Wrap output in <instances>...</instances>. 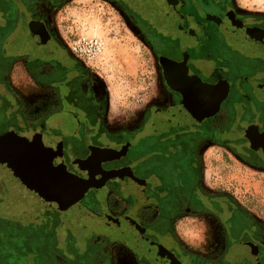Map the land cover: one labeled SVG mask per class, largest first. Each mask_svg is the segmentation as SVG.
I'll return each instance as SVG.
<instances>
[{
	"label": "flooded vegetation",
	"instance_id": "flooded-vegetation-1",
	"mask_svg": "<svg viewBox=\"0 0 264 264\" xmlns=\"http://www.w3.org/2000/svg\"><path fill=\"white\" fill-rule=\"evenodd\" d=\"M65 1L0 0V135L50 127L76 155L115 151L102 165L120 173L66 207V237L33 218L48 213L52 222L54 203L10 198L27 211L25 224L12 223L16 233L38 235L21 242L37 248L26 264H115L116 250L133 264H264L263 210L206 176V152L216 146L264 170V147L246 135L264 130V13L239 0H119L138 12L152 44L160 96L135 122L116 125L104 86L55 23ZM18 64L38 100L29 112L11 80ZM201 216L210 222L209 253L185 238L187 220ZM0 250L4 264L3 242Z\"/></svg>",
	"mask_w": 264,
	"mask_h": 264
},
{
	"label": "rangeland",
	"instance_id": "rangeland-1",
	"mask_svg": "<svg viewBox=\"0 0 264 264\" xmlns=\"http://www.w3.org/2000/svg\"><path fill=\"white\" fill-rule=\"evenodd\" d=\"M238 2L251 11L264 13V0ZM138 15L129 3L125 4L119 0H66L54 10L55 23L64 41L70 50L87 63L99 84L104 86L109 99V120L116 125L135 122L142 116L146 105L160 96L157 59L145 30L134 19ZM11 80L15 84V91L18 90V94L24 95L22 99H27H23L26 112L36 108L38 100L30 91V83L19 64L14 69ZM51 123L57 125L58 122ZM3 137L4 133L0 135V141ZM206 157L207 178L211 177L217 186L236 192L241 201L264 212V170L249 165L236 154L226 152L219 146L208 150ZM7 169L9 168L4 163V174H7ZM9 177L8 186L4 184V198L0 199V243L4 244V264H23V258L18 260V256H5V252L8 248L17 252L25 238L37 241L38 235L34 230L28 235L20 230L16 233L17 228L14 230L12 223L20 220L25 224L27 220L22 213L27 211L23 205L15 204L10 198L20 201L17 198L30 194L41 200L39 208L45 206L43 201L47 202V205H50V202L55 204L56 217L52 222L49 223L51 217L48 213L45 214L48 217L38 212L33 217L39 224H44L43 227L51 228L52 231L47 228L45 234L44 230L40 229L47 240L49 231L57 238L67 236L64 223L67 222V209L63 206L67 207L70 202L61 192L24 180L21 182L16 179L19 182L16 183L13 177L18 175ZM58 218L62 219L63 223ZM190 219L187 220V225H184L185 238L192 241L196 248L209 253L208 217ZM70 238L73 237L68 236L67 239ZM72 240L73 243L76 242V239ZM73 243L68 244L69 249L75 247ZM115 252V264H133L124 250Z\"/></svg>",
	"mask_w": 264,
	"mask_h": 264
},
{
	"label": "water",
	"instance_id": "water-1",
	"mask_svg": "<svg viewBox=\"0 0 264 264\" xmlns=\"http://www.w3.org/2000/svg\"><path fill=\"white\" fill-rule=\"evenodd\" d=\"M246 135L254 145L264 147V130L251 126ZM64 154L71 157L69 162L63 161ZM115 155L111 149L92 147L91 154L82 157L73 152L70 143L63 137L54 135L50 127H30L1 139L0 176L4 181L9 176H24L29 183L61 192L62 195L69 193L71 204L90 189L100 188L109 178L119 175L118 170H106L102 165ZM4 163L9 168L7 174L2 170Z\"/></svg>",
	"mask_w": 264,
	"mask_h": 264
},
{
	"label": "trees",
	"instance_id": "trees-1",
	"mask_svg": "<svg viewBox=\"0 0 264 264\" xmlns=\"http://www.w3.org/2000/svg\"><path fill=\"white\" fill-rule=\"evenodd\" d=\"M25 241V240H23ZM18 247V246H17ZM37 249V248H35ZM35 249L32 248V245L31 244H25V245H22V247H20L17 252L14 251L13 249L11 248H8L7 249V254L10 255V256H18L21 258H23V264H26L27 260H28V257L35 252ZM1 252V250H0ZM6 252H5V256H6Z\"/></svg>",
	"mask_w": 264,
	"mask_h": 264
},
{
	"label": "bare ground",
	"instance_id": "bare-ground-1",
	"mask_svg": "<svg viewBox=\"0 0 264 264\" xmlns=\"http://www.w3.org/2000/svg\"><path fill=\"white\" fill-rule=\"evenodd\" d=\"M192 92H193V91H192ZM197 95H198V94L192 96V101L194 102V105H195V104H200V105H202L201 103L204 102V98H203V97L200 98V96L198 97ZM197 97H198V98H197ZM67 195L70 197V194H69V193H67Z\"/></svg>",
	"mask_w": 264,
	"mask_h": 264
}]
</instances>
